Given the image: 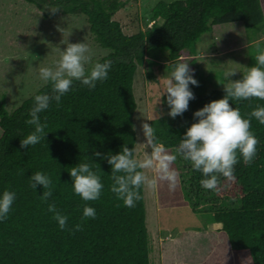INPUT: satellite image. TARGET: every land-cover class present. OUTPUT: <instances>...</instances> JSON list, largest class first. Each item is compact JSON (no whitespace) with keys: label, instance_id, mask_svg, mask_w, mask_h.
<instances>
[{"label":"trees","instance_id":"1","mask_svg":"<svg viewBox=\"0 0 264 264\" xmlns=\"http://www.w3.org/2000/svg\"><path fill=\"white\" fill-rule=\"evenodd\" d=\"M18 1L32 5L45 20L57 15L83 16L95 43L109 51L97 62L111 61V68L107 79L97 81L94 89L73 81L59 104L52 101L39 114L47 124L45 140L27 149L20 147V141L34 131L26 123L34 97L53 95L51 83L11 113L5 109V97H0V194L5 190L16 194L7 219L0 220V264H150L143 188L135 207H125L110 191L111 166L105 159L119 154L125 145L130 150L135 147L134 74L138 67H146V78L151 80L150 69L162 56L169 73L177 62L189 63L194 72L199 86L189 85L195 99L188 110L174 119L162 116L149 122L157 142L173 154L188 127L198 122L193 114L225 95L224 88L211 87L213 76L206 78L194 59L187 58L197 56L196 45L202 35L225 25L239 24L247 32L264 34V0H159L151 9V28L129 36L113 19L124 7L121 0ZM45 4L60 11L51 14ZM253 46L248 67L255 65L257 46L264 48V41ZM230 104L244 118L257 106L264 107V101L258 99L230 100ZM250 130L258 140L256 157L251 165L242 159L235 165L236 181L231 183L239 196L236 204L228 199L211 207L210 223L221 228L214 231L211 251L198 264H264V125L252 118ZM94 152L101 156L94 157ZM80 163L93 164L103 184L99 199L87 202L95 209L96 218L83 223L85 202L73 193L69 175L70 168ZM172 169L178 174L176 188L170 190L167 182H159L156 198L160 208L190 205L197 213L199 206H210L214 194L201 187L204 177L200 172L179 156ZM36 172L52 181V197L47 202L40 199L45 191L42 186L30 187L29 178ZM222 183L230 182L221 179ZM50 203L68 217L64 230L48 212ZM76 225H81V230H75Z\"/></svg>","mask_w":264,"mask_h":264},{"label":"clouds","instance_id":"2","mask_svg":"<svg viewBox=\"0 0 264 264\" xmlns=\"http://www.w3.org/2000/svg\"><path fill=\"white\" fill-rule=\"evenodd\" d=\"M44 8L51 14L60 11L59 7L45 4ZM41 15V14H40ZM62 31V29H58ZM59 52V60L53 67H41L38 71V79L44 84L51 83L53 95L40 94L34 97L33 107L29 112L30 119L26 121L33 126L34 131L20 141V147L27 149L29 145H36L45 140L46 123H42L40 113L46 111L52 101L60 103L72 87L73 81H79L90 90L94 89L97 81L107 79L111 68V61L94 63L90 69L86 65L91 63L90 49L87 44L67 43L66 48ZM255 65L246 67L242 78L231 82L229 77L237 72L231 69L224 73L228 81L224 86L225 95L222 99L212 101L193 117L198 122L191 124L183 137L179 140L174 153L163 143L157 142L155 129L149 123H143L140 128L143 135V143H138L140 152L123 146L119 154L106 156L107 163L111 166V179L113 181L110 191L128 208H133L141 197V189L155 192L159 182H167L170 190H175L177 173L172 169L177 157L190 163L193 170L198 171L204 177L200 185L205 190L219 191L221 179L227 182H235V165L242 159L245 165H251L257 154L258 140L251 129V119L255 118L264 125V107L257 106L248 114V118L242 117L238 108H233L230 100L258 99L264 101V48L257 46ZM170 73L161 77L155 85L158 89L162 85L161 96L166 95V105L170 109L167 115L170 118L181 116L188 110L189 102L195 99L189 85L198 87V81L194 79V72L189 63L177 62L171 66ZM152 119L160 116L153 111ZM135 130V126H133ZM150 150V151H149ZM94 157H100L99 152L93 153ZM94 165L80 163L70 168L69 175L72 180V191L85 202L81 222L87 219H95V209L87 206V202L99 199L103 184L100 176L93 170ZM95 167L99 168L97 164ZM153 173L149 176L147 173ZM30 187L36 189L42 186L45 191L40 199L47 202L52 197V181L49 176L36 172L31 175ZM16 194L5 190L0 194V220H5L11 211ZM48 212L53 213V219L61 230L66 228L68 217L62 215L55 203L48 204ZM75 230H81V225H76ZM171 239V237H169Z\"/></svg>","mask_w":264,"mask_h":264},{"label":"rangeland","instance_id":"3","mask_svg":"<svg viewBox=\"0 0 264 264\" xmlns=\"http://www.w3.org/2000/svg\"><path fill=\"white\" fill-rule=\"evenodd\" d=\"M157 1L159 0H121L124 7L113 19L120 23L124 34L128 36L138 30L149 29L152 26L151 9ZM252 31L247 32L241 25L233 24L204 34L196 45L197 56L188 57L187 60L194 59L206 78L213 76L212 88L223 89L228 83L224 77L225 71L231 69L237 72L228 78L229 81L240 80L248 67V57L253 45L264 41L261 31L255 30L253 36ZM83 42L89 46L92 58L86 68L109 53L95 43L83 16L57 15L45 20L32 5L18 0H0V97H5L6 111L11 113L44 85L38 79V71L41 67L55 65L59 60L56 49L63 51L67 43ZM166 54L165 52L164 55ZM155 61L157 64L150 69L151 80L146 78V67H138L134 74L133 93L137 105L133 116L136 135L134 150L138 153V143L144 142L140 126L152 120L154 109L160 117H169L166 95L161 96L157 103L162 85L158 89L149 84L156 83L163 75L169 74L168 63L165 56ZM217 77L218 79H214ZM147 174L153 175L151 172ZM210 192L214 194V200L208 203L210 206H199L198 212L194 213L190 205L160 208L156 191L143 188L150 264H198L204 260L215 240L214 231L220 229V225L210 223V213L213 211L211 207L228 199L235 205L239 197L231 182L222 183L219 191Z\"/></svg>","mask_w":264,"mask_h":264},{"label":"crops","instance_id":"4","mask_svg":"<svg viewBox=\"0 0 264 264\" xmlns=\"http://www.w3.org/2000/svg\"><path fill=\"white\" fill-rule=\"evenodd\" d=\"M214 224V223H213ZM216 225H220V224H216ZM220 228H221V225H220Z\"/></svg>","mask_w":264,"mask_h":264}]
</instances>
